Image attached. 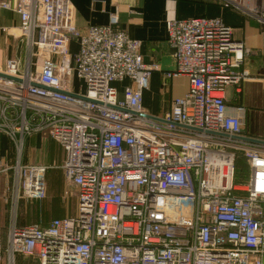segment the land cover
I'll return each instance as SVG.
<instances>
[{
    "label": "built area",
    "instance_id": "obj_1",
    "mask_svg": "<svg viewBox=\"0 0 264 264\" xmlns=\"http://www.w3.org/2000/svg\"><path fill=\"white\" fill-rule=\"evenodd\" d=\"M247 3L229 6L264 24V0L256 10ZM0 12L18 19L0 24V134L18 151L32 135L58 145L75 198L73 215L46 225L19 226L12 213L0 264H264V147L238 139L245 112L226 103V90L249 79L240 70L249 50L230 27L167 23L173 69L163 78L189 87L152 116L142 93L160 69L144 65L141 43L115 16L79 32L69 0H0ZM73 74L84 93L71 88ZM123 82L120 92L110 87ZM238 156L249 171L243 185L234 182ZM47 170L14 163L12 209L45 199Z\"/></svg>",
    "mask_w": 264,
    "mask_h": 264
},
{
    "label": "crops",
    "instance_id": "obj_2",
    "mask_svg": "<svg viewBox=\"0 0 264 264\" xmlns=\"http://www.w3.org/2000/svg\"><path fill=\"white\" fill-rule=\"evenodd\" d=\"M229 1L69 0L74 9L75 27L79 32L89 26H106L110 17L115 16L118 28L130 39L141 43L139 54L144 65L158 66L160 72L151 74L148 89L142 93V107L152 116L167 112L170 102L183 97L189 87L186 78L167 81L163 78L164 72L173 69L172 49L167 43V23L192 18L220 19L233 30V40L249 50V54L240 63V70L246 71L249 79L239 89L226 90V103L228 107L239 106L244 109L243 136L264 141V24H259L248 13L232 8ZM247 1L250 10H256L261 5V0ZM0 24L15 27L18 19L10 13L0 12ZM71 50L73 54L76 52V43ZM127 84L128 82L113 83L120 88ZM62 159L64 160V153Z\"/></svg>",
    "mask_w": 264,
    "mask_h": 264
},
{
    "label": "rangeland",
    "instance_id": "obj_3",
    "mask_svg": "<svg viewBox=\"0 0 264 264\" xmlns=\"http://www.w3.org/2000/svg\"><path fill=\"white\" fill-rule=\"evenodd\" d=\"M70 43V52L73 54ZM6 56L10 57L14 53L11 49H5ZM116 91L122 88L110 85ZM71 88L76 92L84 93V86L78 82L75 75H72ZM45 136L32 135L26 137L20 151L16 150L14 144L7 137L0 134V231L5 237L6 228L13 217L17 225H44L49 220L58 217L71 216L75 210V198L69 185L64 181L60 169L63 163V153L61 149ZM19 160L22 166L43 165L48 167L45 175L46 197L42 201L19 200L16 209H12L14 200L12 168L14 163ZM249 177L245 159L238 156L236 161L235 184L243 185ZM15 264H38V262L17 257Z\"/></svg>",
    "mask_w": 264,
    "mask_h": 264
},
{
    "label": "water",
    "instance_id": "obj_4",
    "mask_svg": "<svg viewBox=\"0 0 264 264\" xmlns=\"http://www.w3.org/2000/svg\"><path fill=\"white\" fill-rule=\"evenodd\" d=\"M238 139L246 141V142H249L251 144H255V145H259V146H263L264 147V141L254 140V139H247V138H238Z\"/></svg>",
    "mask_w": 264,
    "mask_h": 264
},
{
    "label": "trees",
    "instance_id": "obj_5",
    "mask_svg": "<svg viewBox=\"0 0 264 264\" xmlns=\"http://www.w3.org/2000/svg\"><path fill=\"white\" fill-rule=\"evenodd\" d=\"M247 167V166H246Z\"/></svg>",
    "mask_w": 264,
    "mask_h": 264
}]
</instances>
